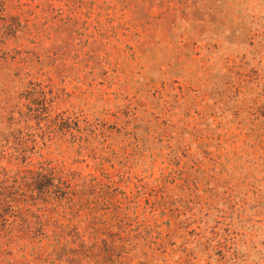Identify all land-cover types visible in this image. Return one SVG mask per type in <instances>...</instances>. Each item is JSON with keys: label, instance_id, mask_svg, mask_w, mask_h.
Listing matches in <instances>:
<instances>
[{"label": "rangeland", "instance_id": "1", "mask_svg": "<svg viewBox=\"0 0 264 264\" xmlns=\"http://www.w3.org/2000/svg\"><path fill=\"white\" fill-rule=\"evenodd\" d=\"M0 264H264V0H0Z\"/></svg>", "mask_w": 264, "mask_h": 264}]
</instances>
